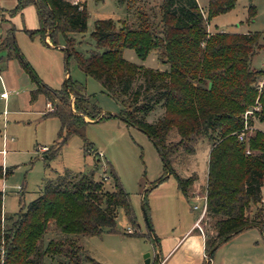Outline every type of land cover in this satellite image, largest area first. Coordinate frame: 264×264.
Listing matches in <instances>:
<instances>
[{
	"label": "trees",
	"instance_id": "obj_1",
	"mask_svg": "<svg viewBox=\"0 0 264 264\" xmlns=\"http://www.w3.org/2000/svg\"><path fill=\"white\" fill-rule=\"evenodd\" d=\"M116 1L125 6L126 17L95 20L94 45L85 52L75 48L72 37L86 29L88 13L83 2L17 0L7 13L13 15L32 3L38 26L25 32L39 35L47 45L45 37L55 45L61 33L65 58L72 55L78 68L120 104L118 118L149 137L163 167L151 187L173 175L176 188L188 199L195 177L181 176L174 165L194 152L200 138L207 139V176L201 189L210 227L203 231L205 258L201 264H210L215 250L246 228L257 227L264 239V214L259 205L264 189V132L255 129L244 141L236 136L244 122L247 126L254 120L264 122V83L257 87L264 69L250 67L262 34L207 31V21L233 7L235 0H208L205 13L197 0H162L157 10L146 8L142 0ZM251 2L248 0L249 16L255 13ZM125 47L140 59L153 50L167 68L152 69L127 61L122 56ZM12 56L33 83L30 100L43 95L51 106L43 115L56 116L60 122L61 139L46 149L43 158H53L70 134L81 136L87 151L85 118L98 121L111 114L102 113L69 76L58 89L44 83L24 59L16 44L15 27L8 22L0 36V72ZM255 105L258 109L245 118L244 113ZM157 106L162 112L149 122L146 116ZM95 169L64 170L45 179L38 195L9 216L2 213L0 190V264H82L84 259L92 260L81 246V238L117 231L119 208L129 224L139 227L129 194L113 169L112 190L94 178ZM10 172V167L0 164V177ZM146 191L142 202L147 211ZM126 233L140 234L136 229ZM147 237L151 238L149 231Z\"/></svg>",
	"mask_w": 264,
	"mask_h": 264
},
{
	"label": "rangeland",
	"instance_id": "obj_2",
	"mask_svg": "<svg viewBox=\"0 0 264 264\" xmlns=\"http://www.w3.org/2000/svg\"><path fill=\"white\" fill-rule=\"evenodd\" d=\"M16 1L0 0V7L4 11L10 10L15 6ZM84 1L88 13L86 29L72 34L75 48L82 52L94 45L91 33L95 20L111 18L117 21L126 17L125 6L116 0ZM142 2L146 8L157 10L162 0H142ZM198 2L205 5L201 8L205 13L208 0H198ZM251 3L255 9L253 16L248 14V0H235L233 7L212 16L206 26L211 32L261 33L259 39L261 47L254 48L250 67L264 69V0H252ZM12 22L19 50L44 83L58 89L62 86L66 73L72 81H76L84 88L90 102L96 104L102 113L107 112L111 115L85 124L83 137L90 143L87 151L83 149L82 137L70 134L53 158H43L46 150L39 151L38 148L41 146L50 148L54 142L61 139L58 138L60 122L56 116L43 115L49 109L43 95L38 94L35 99L30 100L29 91L33 88V83L19 60L12 56L0 72V164L11 168L7 176L0 177L3 215H13L38 195L45 179H52L64 170L87 172L96 168L94 178L103 181V188L112 190L110 170L113 169L123 189L129 194L139 227L129 224L123 210L119 208L116 217L117 231L81 238V246L92 259H84L82 264H143L144 254L148 253L151 256L156 246L152 241L153 237H147L148 229L141 203L143 190L147 189L146 212L159 243L155 226L168 233L171 229L180 232L181 228L198 217L204 202L202 194L201 196L197 194L200 189L193 182L188 193L190 198L180 197L175 192L173 175L151 187L162 174L163 167L149 137L118 118L116 115L121 108L120 104L103 90L99 82L78 68L72 55L65 58L64 38L61 33L57 34L55 45H52L49 39L47 45L39 35L30 36L25 32V29H35L38 26L32 3L25 4L21 13L16 12ZM1 24L0 34L4 26ZM122 56L127 61L152 69L167 68V64L161 62L153 50L140 59L133 49L125 47L122 49ZM263 78L264 72L258 77L257 82L262 81ZM161 112L162 108L157 106L148 113L146 119L151 122ZM254 122L246 131L245 139L253 134L256 128L264 132V122L256 121V128ZM2 137L13 139L7 141L3 153L1 152ZM209 147L207 139L200 138L195 144L194 152L181 157L174 165L176 171L182 176L193 177L192 172H195L203 177L206 173ZM95 152L98 156L94 154ZM96 157L99 158L98 161ZM194 205L198 208L194 209ZM259 205L264 214V191ZM199 224L202 230L206 231L210 227V220L204 215ZM128 226L132 230L136 229L140 234H127ZM244 235L249 242H252L247 260L252 264H264V239L261 233L252 229L247 230ZM137 258L139 262L136 261Z\"/></svg>",
	"mask_w": 264,
	"mask_h": 264
},
{
	"label": "crops",
	"instance_id": "obj_3",
	"mask_svg": "<svg viewBox=\"0 0 264 264\" xmlns=\"http://www.w3.org/2000/svg\"><path fill=\"white\" fill-rule=\"evenodd\" d=\"M82 2L85 4L84 0ZM197 3L200 8L205 6V5L199 4L198 0H197ZM18 13H21V10L18 11ZM14 15L15 14L9 15L7 11H4L0 7V17L3 16L5 20V21L1 20V23L4 25L3 31L7 27L8 22L14 25V23L12 22ZM3 31L1 32L0 36L2 35ZM208 32L213 33L211 31H208ZM65 76H67L66 73H65ZM1 82L3 85L2 78H1ZM255 122H254V128H256ZM3 128H4V124H3ZM8 140L11 141L13 139L12 137L10 139H7L6 137H2L1 144L3 148H5ZM2 167L5 168L3 165ZM192 174L195 177L194 182L196 183V186H198V188L200 189V191L197 194H199L200 196L202 194L203 199H204L205 195L201 187L203 188L206 183L207 167H206V173L203 177L197 175L195 172H192ZM187 176L188 175H185L183 177H187ZM262 191H264V189H262ZM175 192L180 197L183 198V195L176 188V182H175ZM159 228L160 227L155 226L157 234L159 235V243L157 246L153 248L151 256L149 254V257H150L149 262L152 259V263H157L158 261H160L162 262V264H201V262L205 258L204 233L201 232L200 229L197 227V218L191 221L190 223H187L185 227L181 228L180 232H174V229H171L168 233ZM252 229H256L259 231V229L255 226L246 228L242 230L241 232L232 236L229 240H227L223 244H221L215 250L212 258L210 259V264H252L251 261L247 260L249 259L248 250L249 249L251 250L252 242H249L247 238L244 237L245 232L247 230H252ZM157 248H158V251H157ZM157 253H158V259H159L158 261L156 259ZM136 261L139 262L140 261L139 258H137Z\"/></svg>",
	"mask_w": 264,
	"mask_h": 264
},
{
	"label": "built area",
	"instance_id": "obj_4",
	"mask_svg": "<svg viewBox=\"0 0 264 264\" xmlns=\"http://www.w3.org/2000/svg\"><path fill=\"white\" fill-rule=\"evenodd\" d=\"M69 1H71V2H73V3H76V2H82V0H69ZM45 40L49 43L47 37H45ZM263 83H264V78H263L262 81H259V82L257 83V87H258V89L261 88V86H262ZM4 95H5V94H4V92H3V93H2V96L4 97ZM47 104H48L49 109H51L50 104H49V103H47ZM253 109H258V106L255 105L252 109L247 110V111L244 113V117L246 118V115H247V114H251L252 111H253ZM4 116H5V114H4ZM4 121H5V120H4V117H3V124H4ZM249 128H250V126H247V125H246V122H244V126H243V128H242L240 131H238L237 134H236L237 139H238L239 141H244V140H245V133H246V130H248ZM46 149H47L46 146H41V147L38 148V150H40V151H45ZM1 152H2V153L4 152V148L1 150ZM246 152H248V150H246ZM104 178H105V177H104ZM197 208H198V206L194 205V209H197ZM204 214H205V198H204V202H203V204H202V206H201V208H200V213H199V215H198V217H197V227L200 229L201 232H203V231H202L201 226L199 225V222L202 220ZM126 231H127V232H132V229H131L130 227H127V228H126ZM148 264H162V262H160V261H158L157 263H150V262H149Z\"/></svg>",
	"mask_w": 264,
	"mask_h": 264
},
{
	"label": "water",
	"instance_id": "obj_5",
	"mask_svg": "<svg viewBox=\"0 0 264 264\" xmlns=\"http://www.w3.org/2000/svg\"><path fill=\"white\" fill-rule=\"evenodd\" d=\"M65 55H67V51L66 50H65ZM209 86H210V83H209ZM70 106H71V104H70ZM71 109H72V107H71ZM85 120H87L89 122H95V121H97V118L96 119H88V118H85ZM141 203H142V210H143V214H144L145 225H146L148 231L150 232L151 236L153 237L154 242H155V245L157 246L158 245V241L156 239L155 234L153 233V230H152V227H151L150 222L148 220V216H147V213H146V210H145V207H144V204H143L142 200H141ZM157 251H158V248H157ZM143 257H144L143 258V264H148L149 263V260H150L149 259V254L146 253V254H144ZM156 259H157V261L159 260L158 259V253L156 255Z\"/></svg>",
	"mask_w": 264,
	"mask_h": 264
}]
</instances>
